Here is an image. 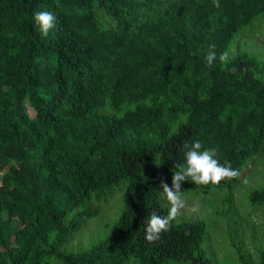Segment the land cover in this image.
<instances>
[{
	"label": "trees",
	"instance_id": "16d2710c",
	"mask_svg": "<svg viewBox=\"0 0 264 264\" xmlns=\"http://www.w3.org/2000/svg\"><path fill=\"white\" fill-rule=\"evenodd\" d=\"M41 10L56 15L48 35ZM260 16L264 0H0V264H214L209 223L172 219L151 241L147 228L169 214L161 181L172 185L193 141L237 175L185 180L181 192L218 197L225 217L264 157V59H220ZM122 184L116 232L62 252L97 215L90 203ZM247 198L250 217L264 186ZM261 235L253 260L238 252L242 264H264Z\"/></svg>",
	"mask_w": 264,
	"mask_h": 264
},
{
	"label": "rangeland",
	"instance_id": "374dc122",
	"mask_svg": "<svg viewBox=\"0 0 264 264\" xmlns=\"http://www.w3.org/2000/svg\"><path fill=\"white\" fill-rule=\"evenodd\" d=\"M99 14L100 12L97 11ZM101 16V15H100ZM103 27L114 25L112 19L101 17ZM264 17L260 16L242 31L247 32V38L236 37L228 50L231 53H249L264 59ZM228 59V58H227ZM33 114V112H31ZM264 186V157L256 158L245 171L241 183L232 193L234 213L225 217L224 207L218 197H196L182 193L183 204L179 206L174 221H204L209 223L206 247L212 253L214 264H242L238 252L253 260L260 246L261 233L264 231V209L252 212L248 203V193ZM125 184L109 191L102 200H93L90 207L97 211L93 218H81V227L73 236L72 242L62 248V252H81L94 243L114 234L117 229L118 216L122 207ZM247 199V200H246ZM165 204L171 209L172 202L165 196ZM218 205V207L216 206ZM212 217V219H211ZM254 222L257 229L252 230L249 223ZM244 231V234L242 232ZM50 264H60L52 259Z\"/></svg>",
	"mask_w": 264,
	"mask_h": 264
},
{
	"label": "clouds",
	"instance_id": "9594fccd",
	"mask_svg": "<svg viewBox=\"0 0 264 264\" xmlns=\"http://www.w3.org/2000/svg\"><path fill=\"white\" fill-rule=\"evenodd\" d=\"M35 22L40 26L44 35H48L49 31L55 28L56 15L49 10H41L35 13ZM214 47V46H213ZM228 52L220 54L221 60H227ZM217 57L215 51L206 54V63L211 66ZM218 148L205 147L202 140H195L186 146L184 153L185 163L178 167L172 178V185L161 181L163 192L172 202V208L167 216H161L153 213L150 217L146 238L155 240L159 234L171 227V221L176 216L179 206L183 204L181 195V185L185 180L194 181L196 184H208L210 182H219L225 177L237 175V169L230 164L221 163L218 158ZM1 185V178H0Z\"/></svg>",
	"mask_w": 264,
	"mask_h": 264
}]
</instances>
